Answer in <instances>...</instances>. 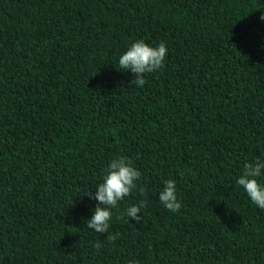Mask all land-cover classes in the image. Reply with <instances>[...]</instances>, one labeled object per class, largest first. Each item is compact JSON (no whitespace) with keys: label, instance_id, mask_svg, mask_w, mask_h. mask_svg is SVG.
Here are the masks:
<instances>
[{"label":"trees","instance_id":"16d2710c","mask_svg":"<svg viewBox=\"0 0 264 264\" xmlns=\"http://www.w3.org/2000/svg\"><path fill=\"white\" fill-rule=\"evenodd\" d=\"M261 17L264 0H0V264H264V210L236 184L264 158ZM136 40L168 44L142 88L118 67ZM116 156L141 180L96 233L84 195Z\"/></svg>","mask_w":264,"mask_h":264},{"label":"clouds","instance_id":"9594fccd","mask_svg":"<svg viewBox=\"0 0 264 264\" xmlns=\"http://www.w3.org/2000/svg\"><path fill=\"white\" fill-rule=\"evenodd\" d=\"M261 20H264V17H261ZM167 55V41H161L153 46L143 40H136L119 56L118 67L120 72L130 71L134 75L131 83L142 88L146 84V74L161 70ZM140 180L141 172L130 158L116 156L111 159L95 190H88L84 195L96 203L87 226L96 233H107L112 220V210L137 188ZM236 184L243 189L254 205L264 210V158L258 157L253 161L245 162L240 175L236 178ZM163 185L158 193L159 202L165 209L175 214L182 207L177 195L176 181L167 179L163 181ZM145 207L146 203L140 201L128 206L124 210V215L129 221L135 220L139 224Z\"/></svg>","mask_w":264,"mask_h":264}]
</instances>
